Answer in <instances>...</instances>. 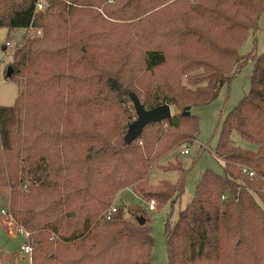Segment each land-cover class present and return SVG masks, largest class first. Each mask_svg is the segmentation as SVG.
Returning <instances> with one entry per match:
<instances>
[{
    "label": "trees",
    "instance_id": "trees-1",
    "mask_svg": "<svg viewBox=\"0 0 264 264\" xmlns=\"http://www.w3.org/2000/svg\"><path fill=\"white\" fill-rule=\"evenodd\" d=\"M104 3L111 7L100 12ZM162 3L170 18L147 25L161 9L146 13ZM263 12L264 0H0V27L27 32L11 53L14 71L6 77L19 84L18 96L13 105H0L6 151L5 161L0 160V189L11 187L13 212L31 232L58 235L63 219L80 215L82 221L80 229L59 235L70 249L68 257L59 251L40 259L35 248L32 264H150L154 240L150 218L138 216L142 207L122 206L111 220L102 212L128 187L174 208L185 191L187 170L177 161L172 169L179 172L178 180L157 187L149 182L150 170L175 146L195 141L198 122L185 109L215 100L251 61V88L227 114L215 150L224 173L203 175L175 220L171 210L164 234L169 264H264V52H239L248 34L259 29ZM114 17H140L136 23L142 26L120 32L109 22ZM113 31L118 40L112 39ZM127 33L137 48L124 39ZM172 48L176 52L170 53ZM170 61L168 71L157 74ZM131 93L148 109L168 103L176 112L148 124L126 144L125 129L134 122ZM126 99L131 106L123 105ZM37 102L65 128L52 134L35 128L32 136L25 111ZM234 131L257 148L235 145ZM78 145H85L87 154L72 164L66 155ZM36 182L39 194L49 199L41 209L19 199L25 193L20 188Z\"/></svg>",
    "mask_w": 264,
    "mask_h": 264
},
{
    "label": "rangeland",
    "instance_id": "rangeland-1",
    "mask_svg": "<svg viewBox=\"0 0 264 264\" xmlns=\"http://www.w3.org/2000/svg\"><path fill=\"white\" fill-rule=\"evenodd\" d=\"M189 1L194 2L196 0ZM164 3L146 13L151 14L152 12L161 9L154 15L155 20H148V22L146 23L147 25L158 24L163 22V19L168 20L170 18L169 13L166 11L167 8L162 9L165 6ZM120 4H122V2ZM105 6L108 8L111 7L108 3H104L101 5V8H98V10L102 12L103 7ZM140 17L134 19L129 18V20L116 19V17H114L113 19H108L110 20L109 22H112V24H114L117 30L123 32L127 31V27H131V25H133L136 30H140L142 25L136 23V21H138L137 19ZM30 32L31 31H29L28 33L30 34ZM26 33L27 32L23 31L9 33V30L6 27H0V105H13L18 96L19 84L15 79H7L6 74L9 67L13 68L11 62V53L16 49ZM8 39L10 40V43L14 44L10 48L9 53H7L4 49V46ZM18 39L20 40L19 42H17ZM112 39L118 40L115 31L112 32ZM124 39H129L133 43V47L135 46L137 48L139 45L137 41H134L130 38L129 33H127ZM169 51L170 53L176 52V49L172 48L171 50L169 49ZM128 52H130L129 49ZM239 52L242 55H247L251 52H255L257 54H261L264 52V12L259 19V29L255 33L251 31L248 34L245 41L240 46ZM138 59V54H136L134 57V61L138 62ZM172 64V61H170V65L161 70H158L157 74L162 75L166 73L170 66H172ZM253 71L254 63L252 61L248 62L243 68H241L240 72L236 75L235 78L232 79L231 82L226 83L221 88L220 93L215 100L202 105H192L190 109V115L196 118L198 122V131L195 136V141L191 145L182 144L180 146H175L170 152L162 156L150 170V173L152 174L149 177V182L152 186L156 187L164 181H170L174 183L178 180L179 172L172 169L173 166L178 163L177 161H180L187 170L185 179V191L179 202L174 206L173 209H171L170 204L159 206V203L157 202L156 210L151 211L149 209V200L143 198L141 194L137 193L132 187H128L113 196L112 205L109 207V209L112 206H116L121 210L122 206H125V209H127V207H132V205H134L137 207H142L143 209V214L140 213L138 216L150 218V225L152 227V235L154 240L150 264H169L167 242L164 231L165 223L170 215L171 210L172 220H175L178 217L179 212L184 209L195 196L197 185L200 183L203 175L207 171H212L218 174L224 173L223 161L216 155L215 150L219 142L223 123L227 114L240 103L242 98L249 92L251 88ZM137 89V94H141L142 96L145 94L140 86H138ZM123 105L129 107L131 106V102L126 99V102ZM29 109L28 111L26 110L25 113H27L26 118H28L29 113V118L31 119L29 123L31 133L34 132L35 128L40 132H42V130L49 132V134L54 133L56 129L62 130L65 128L66 123L59 125L56 124V120L51 118V115H49L48 113V109L45 108L42 102H37ZM128 110H130V108H128ZM172 110L173 113L176 112V108L174 106H172ZM180 111H183V109L181 108ZM130 117H132V121H135L137 116L134 110L133 112H131ZM25 123H27L28 125V120H25ZM82 128L89 129L86 127ZM13 129L16 130V128ZM127 130L128 128L126 127L125 133L127 132ZM35 134L36 133L34 132L32 136H34ZM154 134L155 132L152 133V135ZM232 138L234 144L237 146L254 150L257 148L256 144L242 138L237 131H234ZM139 144H143L145 146L144 141H140ZM48 145L49 141L45 139L43 144L44 148L46 149ZM84 146L85 145L76 146L73 151L66 155V158L68 160H72V164L75 163L77 159H84L87 154L85 150L86 146L85 148ZM22 148L25 147L22 145ZM186 149L188 150V153H182ZM7 155H10V153H8ZM5 158L6 151L2 147L0 137V160L5 161ZM23 175H25L24 177L28 180V176L26 174H22V176ZM32 178H34V176H32ZM55 179L57 181H61L58 180V178ZM71 182L74 183L73 180H71ZM38 183L39 182H36V186L32 188H29L25 183L22 188H20V192L22 190L25 191V193L23 195H19V199L24 200L25 198L26 204L30 205L31 208H33L34 206V208L36 209H41L44 205L42 201L49 199H46V195L39 194L40 187L38 186ZM11 195V187L0 189L1 264H30L29 257L25 255V253L21 249L26 241V237L22 234L12 235L13 232H16L18 227H23L31 234L30 240L34 244L37 250L36 254L40 259L44 256L48 259L53 258L55 257L54 254H58L59 251L62 254V257H68L64 255L69 254L70 249L67 247V245L60 241L59 235H69L74 229H80L82 221L79 217L81 216L79 215L77 217H71L66 220L63 219V223H59L60 234L58 235L54 234L49 229V231H44L45 233H42L41 231L31 232L24 224L19 221V216L15 214V212H13V209L11 207ZM75 208L76 207L73 206L70 209L73 210ZM2 209L6 210V214L1 213ZM106 211L102 212V215ZM124 216L126 218H132V216L127 212ZM10 217H13L14 226H10L8 224ZM66 222L70 223L66 224ZM46 241L47 243L49 242L48 246H46L48 252L44 254L43 245ZM23 255H25V258H23Z\"/></svg>",
    "mask_w": 264,
    "mask_h": 264
},
{
    "label": "water",
    "instance_id": "water-1",
    "mask_svg": "<svg viewBox=\"0 0 264 264\" xmlns=\"http://www.w3.org/2000/svg\"><path fill=\"white\" fill-rule=\"evenodd\" d=\"M14 69L9 67L7 70L6 77L10 78L13 75ZM130 99L135 107L137 117L135 121L128 127L127 133L124 137L126 144H132L137 138L140 137L144 128L151 123L162 122L173 116L172 106L168 103L159 105L155 108L148 109L144 106L141 99L136 93H131ZM191 106H188L184 114H190ZM138 221L143 224L145 223L144 217H139Z\"/></svg>",
    "mask_w": 264,
    "mask_h": 264
},
{
    "label": "built area",
    "instance_id": "built-area-1",
    "mask_svg": "<svg viewBox=\"0 0 264 264\" xmlns=\"http://www.w3.org/2000/svg\"><path fill=\"white\" fill-rule=\"evenodd\" d=\"M43 4L42 3H39L38 4V8L39 9H43ZM20 40L18 39L17 42H19ZM14 44L13 43H10V40L8 39L6 41V44H5V50L7 53H9V50L10 48L13 46ZM183 153H188V150H185L183 151ZM243 171L245 173H247L248 175L250 176H253L254 175V172L253 171H250L248 169H243ZM157 208V202L154 200V199H151L149 200V209L151 211H154L156 210ZM118 212V208L116 206H112L110 209H108L106 212H105V218L107 220H111L115 215L116 213ZM1 213H4L6 214V210L5 209H2L1 210ZM10 226H14V220H13V217H10L9 218V223H8ZM16 234H22L26 237V241L25 243L23 244V246L21 247V249L23 250V252L25 253V255H27L29 257V261H30V264H32V255H33V251L35 249V246L34 244L31 242L30 240V237H31V234L26 230L24 229L23 227H18L16 232H13L12 235H16Z\"/></svg>",
    "mask_w": 264,
    "mask_h": 264
},
{
    "label": "crops",
    "instance_id": "crops-1",
    "mask_svg": "<svg viewBox=\"0 0 264 264\" xmlns=\"http://www.w3.org/2000/svg\"><path fill=\"white\" fill-rule=\"evenodd\" d=\"M24 257L23 258H25V255H23Z\"/></svg>",
    "mask_w": 264,
    "mask_h": 264
}]
</instances>
